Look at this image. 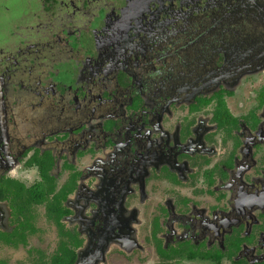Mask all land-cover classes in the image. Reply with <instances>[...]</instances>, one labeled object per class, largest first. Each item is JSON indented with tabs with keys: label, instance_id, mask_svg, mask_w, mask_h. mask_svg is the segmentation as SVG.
Returning a JSON list of instances; mask_svg holds the SVG:
<instances>
[{
	"label": "flooded vegetation",
	"instance_id": "af4514ba",
	"mask_svg": "<svg viewBox=\"0 0 264 264\" xmlns=\"http://www.w3.org/2000/svg\"><path fill=\"white\" fill-rule=\"evenodd\" d=\"M0 264H264V0H0Z\"/></svg>",
	"mask_w": 264,
	"mask_h": 264
}]
</instances>
